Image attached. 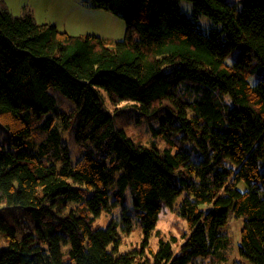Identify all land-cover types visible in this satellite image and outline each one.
<instances>
[{
    "label": "trees",
    "instance_id": "trees-1",
    "mask_svg": "<svg viewBox=\"0 0 264 264\" xmlns=\"http://www.w3.org/2000/svg\"><path fill=\"white\" fill-rule=\"evenodd\" d=\"M89 1L124 19V38L0 4V264L227 263L231 216L239 257L264 264V0H191L193 16L179 0ZM143 120L163 147L127 134ZM64 131L88 148L75 162ZM164 206L187 229L154 250ZM135 223L142 245L120 251Z\"/></svg>",
    "mask_w": 264,
    "mask_h": 264
},
{
    "label": "rangeland",
    "instance_id": "rangeland-1",
    "mask_svg": "<svg viewBox=\"0 0 264 264\" xmlns=\"http://www.w3.org/2000/svg\"><path fill=\"white\" fill-rule=\"evenodd\" d=\"M230 2H238L239 0H229ZM0 4L7 6L15 15H22L25 9H28L39 23L55 24L60 30L67 31L73 35L86 33H96L109 39L119 40L125 37L126 23L124 19L111 11L95 7L89 0H0ZM181 10L193 16V4L191 0H179ZM200 28L208 31L211 28V20L200 15L197 19ZM236 51L229 58L233 60ZM53 93L57 97L58 106L61 109L69 110L74 107V103L65 98L58 90L53 89ZM105 106L116 112V108L110 103L108 95L103 92ZM121 122L122 118H118ZM59 124V123H57ZM32 129L36 131L35 124ZM127 134L136 142L150 143L157 141L159 145H164L160 138H155L150 132L149 124L142 121L138 124L126 126ZM63 139L67 142L71 153L72 160L77 161L85 153L86 149H82L71 131L62 132ZM0 142L9 145L12 142V136L9 132L0 126ZM160 145V146H161ZM163 147V146H161ZM129 202V200H127ZM112 218H121V209L115 208L110 212H104L96 221L100 226H106ZM242 220H238L231 216L226 226V230L233 236L234 248L231 251V258L227 263L232 264L234 259L242 260L245 264H250L246 259L239 257L237 248L240 242V227ZM187 229L186 222L177 214V212L164 206L160 218L158 220L156 231L149 237L150 246L156 250L159 246L158 241L162 236L165 239L176 237L178 242L183 241V232ZM144 233L142 229L135 223L132 231L129 234H123V243L120 246V251H128L133 248H138L142 245ZM5 238L0 235V247L7 246ZM177 246V245H175ZM147 256L150 258L152 254L147 249Z\"/></svg>",
    "mask_w": 264,
    "mask_h": 264
}]
</instances>
